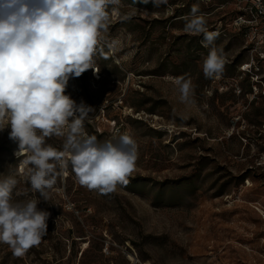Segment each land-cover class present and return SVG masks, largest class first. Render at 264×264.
<instances>
[{"label": "rangeland", "instance_id": "rangeland-1", "mask_svg": "<svg viewBox=\"0 0 264 264\" xmlns=\"http://www.w3.org/2000/svg\"><path fill=\"white\" fill-rule=\"evenodd\" d=\"M243 1L107 5L94 70L70 78L65 94L94 109L84 121L89 136L136 142L128 183L111 193L80 185L69 156L44 201L31 190L29 154L16 155L10 117L0 120V179L17 180L14 202L37 198L50 213L40 245L16 257L0 243V264H264V63L263 84L255 83V62L234 27ZM194 4L218 33V78L203 74L202 34L183 30ZM181 75L192 79L193 103L179 100ZM65 138L45 145L62 150Z\"/></svg>", "mask_w": 264, "mask_h": 264}, {"label": "clouds", "instance_id": "clouds-1", "mask_svg": "<svg viewBox=\"0 0 264 264\" xmlns=\"http://www.w3.org/2000/svg\"><path fill=\"white\" fill-rule=\"evenodd\" d=\"M120 0H0V120L10 117V139L17 156L27 155L29 183L44 201L70 156L80 185L102 194L126 185L137 160L135 140L128 134L98 141L84 131L94 109L77 103L65 91L72 77L93 69L100 30L105 28L107 5ZM153 7L168 0H134ZM184 20L186 33L202 34L209 48L202 63L205 78H218L225 56L214 45L217 32L209 31L199 5ZM94 70V69H93ZM181 103L194 102V85L187 75L174 78ZM5 128H0V131ZM67 129V132L65 131ZM39 133V134H38ZM66 137L63 149L45 145V138ZM17 180L0 179V243L16 257L39 246L47 234L50 213L38 208L40 200L13 201Z\"/></svg>", "mask_w": 264, "mask_h": 264}, {"label": "built area", "instance_id": "built-area-1", "mask_svg": "<svg viewBox=\"0 0 264 264\" xmlns=\"http://www.w3.org/2000/svg\"><path fill=\"white\" fill-rule=\"evenodd\" d=\"M234 27L244 34L246 48L252 54V62H255L257 70L255 83L263 84L259 71L260 63H264V0H244L240 13L234 20ZM260 160L264 162V152Z\"/></svg>", "mask_w": 264, "mask_h": 264}, {"label": "trees", "instance_id": "trees-1", "mask_svg": "<svg viewBox=\"0 0 264 264\" xmlns=\"http://www.w3.org/2000/svg\"><path fill=\"white\" fill-rule=\"evenodd\" d=\"M239 13H240V12H239ZM239 13H238V14H239ZM236 17H237V15H236ZM236 17L234 18V20L236 19Z\"/></svg>", "mask_w": 264, "mask_h": 264}, {"label": "bare ground", "instance_id": "bare-ground-1", "mask_svg": "<svg viewBox=\"0 0 264 264\" xmlns=\"http://www.w3.org/2000/svg\"><path fill=\"white\" fill-rule=\"evenodd\" d=\"M256 90V89H255Z\"/></svg>", "mask_w": 264, "mask_h": 264}]
</instances>
